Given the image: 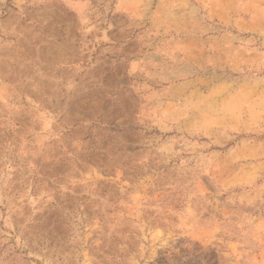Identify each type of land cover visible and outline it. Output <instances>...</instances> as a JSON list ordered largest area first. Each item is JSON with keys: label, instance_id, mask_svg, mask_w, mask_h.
I'll list each match as a JSON object with an SVG mask.
<instances>
[{"label": "rangeland", "instance_id": "1", "mask_svg": "<svg viewBox=\"0 0 264 264\" xmlns=\"http://www.w3.org/2000/svg\"><path fill=\"white\" fill-rule=\"evenodd\" d=\"M0 264H264V0H0Z\"/></svg>", "mask_w": 264, "mask_h": 264}]
</instances>
